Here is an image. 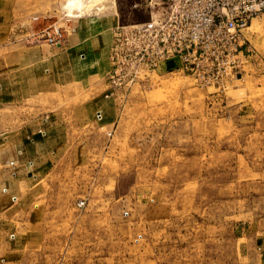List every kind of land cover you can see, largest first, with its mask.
Returning a JSON list of instances; mask_svg holds the SVG:
<instances>
[{"label": "rangeland", "instance_id": "obj_1", "mask_svg": "<svg viewBox=\"0 0 264 264\" xmlns=\"http://www.w3.org/2000/svg\"><path fill=\"white\" fill-rule=\"evenodd\" d=\"M67 2L0 0L15 13L0 32L21 33L38 11L58 16L66 37L82 18L107 14L115 24L149 17L133 0ZM244 34L239 77L197 80L169 71L168 61L144 75L125 62L109 92L110 72L87 95L53 78L64 77L65 52L61 69L46 75L48 94L1 96L0 107L15 108L3 113L12 127L52 114L69 136L66 145L50 148L45 170L36 159L27 163L31 186L7 203L15 213L0 264H264V15ZM4 42L47 45L53 57L46 42L29 44L22 36ZM8 55L0 51L6 57L0 77H25V62L10 66ZM87 106L103 110L102 120L96 112L85 126ZM76 139L81 144H72Z\"/></svg>", "mask_w": 264, "mask_h": 264}, {"label": "crops", "instance_id": "obj_2", "mask_svg": "<svg viewBox=\"0 0 264 264\" xmlns=\"http://www.w3.org/2000/svg\"><path fill=\"white\" fill-rule=\"evenodd\" d=\"M8 3H12V1ZM12 12L13 10L7 11L4 7L1 8L0 6L1 30L5 29L7 24L6 20H10L12 16L15 15V13ZM45 15L46 14L42 11H38L34 13V15H31L30 26L27 25L21 33L19 30H16V32H13V30H8L4 33L0 32V51L8 50V61L10 60V66H16L17 64L25 62V69L22 73L25 77H11L12 74L10 73L9 77H0V97L14 98L24 96L25 98H32L48 94L49 82L46 75L53 68L61 69L60 54L63 55L65 52H67L66 62L62 61V65H64V68H62L64 70V77H53L57 79L58 82L62 80L65 83L72 84L79 92L82 91L90 95L95 88V81L103 80L104 77L105 79L107 78L106 75L109 74L111 70V61L108 51L111 38L113 39V28L118 20L115 24L114 22H110L111 18L108 17L110 15L107 14L104 16L101 15L98 18H82L73 25L72 30L68 33L62 45H51L47 43L53 46L51 47L53 50L51 56L53 57L49 59L48 46H32L29 43V41L32 40L28 37V35L42 23V19L34 21L33 17L39 16L41 18ZM47 15L55 16L54 14ZM55 17L58 19V16ZM21 36L27 40L26 43H29V46L21 43L4 42L6 38L11 39ZM17 51H19V53H16ZM51 59H54V61L49 63L48 60ZM5 60L6 57H0V66H2ZM18 82H20V84H17ZM5 83H9V87H6ZM22 83L24 84L23 86L21 85ZM104 83L106 88H108L106 92H109V82L107 83L105 81ZM75 109H77V107H75L74 110ZM5 110H8V112ZM13 110H15V108L12 106L6 108L0 107V131L7 130L6 134H8L6 138L5 136H0V227L2 225L4 227L0 228V247L7 241V239H3V235H6L7 229L5 226L13 222L12 219L15 212L11 208L12 206H10L12 202L11 199H13L14 196L18 197L19 194L23 195V193L29 192L28 189L31 186L30 167L27 163L30 162V159H36L39 162V168L42 171L45 170L48 168L47 166H49L48 159L50 158V148L66 145V139H68L69 136L65 133L63 122L59 121L60 119L57 117L56 122L52 114L50 119L48 115L46 117L42 116L38 121H35V123L30 121L28 124L24 125L23 128L20 127L17 129L16 126H14V128L11 122L12 116L9 115L8 118H6L3 114H11ZM80 111V109H77L75 114ZM83 111L82 113L87 119L89 118L85 126L92 124L89 120L93 121L94 115L98 112L96 108L94 109L93 106H87L84 107ZM59 112L60 111L56 110L53 114L56 115ZM101 112H103V110H101ZM53 122L57 124L54 125ZM77 124L72 126H81L79 123ZM42 126H47V131H43ZM100 128L103 127L100 126ZM13 130H19L17 133L18 138L12 139L11 131ZM72 144H81V142L76 139V142H72ZM3 146H7V153L5 154L2 153L4 151L2 150ZM7 159H9L8 164L4 162ZM2 162L4 163L2 164ZM29 198L28 195L25 202L30 203ZM7 203L10 205H7Z\"/></svg>", "mask_w": 264, "mask_h": 264}, {"label": "built area", "instance_id": "obj_3", "mask_svg": "<svg viewBox=\"0 0 264 264\" xmlns=\"http://www.w3.org/2000/svg\"><path fill=\"white\" fill-rule=\"evenodd\" d=\"M132 7H145L149 17L139 22L119 21L115 26L110 85L116 83L125 62L144 75L168 61L174 63L169 71L179 70L197 80L239 77L247 56L244 30L255 17L264 15V0H133ZM41 19L28 37L62 45L66 34L59 19L33 17L34 21ZM102 116L99 111L97 118Z\"/></svg>", "mask_w": 264, "mask_h": 264}, {"label": "bare ground", "instance_id": "obj_4", "mask_svg": "<svg viewBox=\"0 0 264 264\" xmlns=\"http://www.w3.org/2000/svg\"><path fill=\"white\" fill-rule=\"evenodd\" d=\"M81 1L82 0H69V2H67L66 6L72 7L73 5H79Z\"/></svg>", "mask_w": 264, "mask_h": 264}]
</instances>
